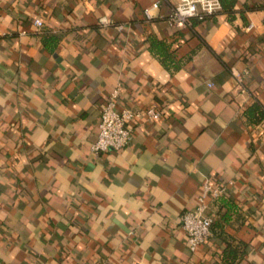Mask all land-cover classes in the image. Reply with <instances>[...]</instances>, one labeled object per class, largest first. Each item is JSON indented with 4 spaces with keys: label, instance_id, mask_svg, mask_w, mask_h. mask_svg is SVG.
Here are the masks:
<instances>
[{
    "label": "crops",
    "instance_id": "1",
    "mask_svg": "<svg viewBox=\"0 0 264 264\" xmlns=\"http://www.w3.org/2000/svg\"><path fill=\"white\" fill-rule=\"evenodd\" d=\"M155 1L0 0V264H226L241 246L232 264H264V123L246 116L264 106V0L192 28L167 0L145 17ZM117 87L119 109L160 115L93 153ZM207 178L231 184L191 251L180 218Z\"/></svg>",
    "mask_w": 264,
    "mask_h": 264
},
{
    "label": "built area",
    "instance_id": "2",
    "mask_svg": "<svg viewBox=\"0 0 264 264\" xmlns=\"http://www.w3.org/2000/svg\"><path fill=\"white\" fill-rule=\"evenodd\" d=\"M161 0L151 3L143 9L145 17L152 16V11L158 9ZM171 4V12L167 17L169 25L174 27L188 26L193 17L202 18L221 9L219 0H167ZM100 23L106 25L109 21L100 18ZM40 19L34 20L37 28L42 26ZM122 28V25H117ZM119 88H115L108 96L101 109L99 132L96 140L91 144L93 153L116 151L125 147L133 137L132 121H150L160 115L157 107L134 109L131 107L119 109L117 97ZM228 184H231L229 182ZM228 184H215L208 178L201 185L197 197V205L181 215V228L186 236L188 247L194 251L199 245L207 241L212 235V218L207 213L209 203L222 197L227 192Z\"/></svg>",
    "mask_w": 264,
    "mask_h": 264
},
{
    "label": "trees",
    "instance_id": "3",
    "mask_svg": "<svg viewBox=\"0 0 264 264\" xmlns=\"http://www.w3.org/2000/svg\"><path fill=\"white\" fill-rule=\"evenodd\" d=\"M220 4H221V9L218 11H215L211 14L208 15H204L202 18H198V17H193L190 19V23H189V27L192 28L195 24H197L198 22H201L207 18H212L214 17L217 13L219 12H224L228 15V17H232L233 13H234V4L236 2V0H219ZM264 8V6H262ZM245 8L247 9H252L254 7L249 6V5H245ZM151 45L152 47H156L157 49H159L160 47L163 48L164 43H162L161 41H157L154 38H151ZM246 116L247 119L251 122L254 123H258V122H263L264 123V106H262L259 102L255 101L247 110H246ZM227 193V192H226ZM226 195H223L222 197H219L218 199L212 201V203L216 206V207H220L222 206V204H226ZM215 226H220V223H216ZM212 229V227H211ZM243 248L242 246L240 247V249H229V250H225L224 252V258L227 261L226 264H232L235 260V258H238V260H240L243 256Z\"/></svg>",
    "mask_w": 264,
    "mask_h": 264
}]
</instances>
